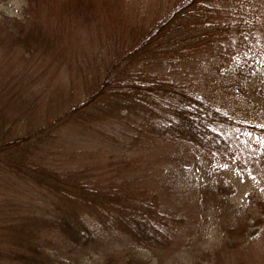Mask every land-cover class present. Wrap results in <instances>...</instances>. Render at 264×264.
<instances>
[{
	"label": "trees",
	"instance_id": "trees-1",
	"mask_svg": "<svg viewBox=\"0 0 264 264\" xmlns=\"http://www.w3.org/2000/svg\"><path fill=\"white\" fill-rule=\"evenodd\" d=\"M200 1L172 0L138 20L125 19L128 0H25L17 15L0 8V264H163L171 222L184 224L191 211L173 198L164 209L159 194L193 199L201 213L204 178L192 175L210 176L230 156L242 173L259 168L233 134L264 139V53L252 38L238 49L254 58L215 60L213 90L244 87L239 100L219 104L212 90L186 83L178 56L205 48L202 15L191 14ZM131 143L162 155L140 165L143 175L124 157ZM155 167L151 189L144 176ZM223 191L210 195L213 210L227 206ZM223 227L216 263L247 229ZM183 234L188 246L193 233Z\"/></svg>",
	"mask_w": 264,
	"mask_h": 264
},
{
	"label": "rangeland",
	"instance_id": "rangeland-1",
	"mask_svg": "<svg viewBox=\"0 0 264 264\" xmlns=\"http://www.w3.org/2000/svg\"><path fill=\"white\" fill-rule=\"evenodd\" d=\"M142 1L145 2V6L141 4ZM24 2L25 0H9L1 3L0 8L8 14L17 15ZM171 2L172 0H134L130 3H138L137 6L128 4V8H125L124 11V17L126 19L129 15H134L137 16L136 20L146 14L151 17L155 11H162V7L168 6ZM199 5L200 8L192 11L191 14L202 15L200 16L201 25L199 28L204 31L205 35L200 38V42L205 48L178 56V58L183 59L181 61L184 63V72L187 74L183 80L188 84L191 82L198 85L203 90H212L219 104L227 103L229 97L239 100L236 97L238 94L243 95L248 92L244 87L240 90H228L222 87L213 90V82L209 80V76L212 73L217 75L222 71L214 65L215 60H219V62L225 60L224 66L227 67L231 58L233 61L241 60V57L248 55V53L249 60L254 58L251 51L238 49V46L243 45L242 41L244 40H248L244 46L250 47L253 43L250 39H257L261 52L264 53V0H201ZM90 37L92 38L93 35ZM171 57L175 56L171 55ZM176 59L170 67L175 66ZM226 59L228 60L226 61ZM159 66L157 64L156 67ZM163 67L167 68V65L164 64ZM251 69L249 70V75H251L249 82L253 78ZM256 78L252 80L249 86L258 83ZM240 101L244 105L252 107L251 104L244 102V98H241ZM233 135L234 138H237L236 144H241L247 148L246 156L260 162L259 168L252 172L242 173L236 167L233 157L230 156L227 158L230 165L225 161L223 166H219L220 169L210 176L204 175L203 169L193 173L191 178L198 182L201 177L204 178V181L199 184V189L204 191L207 196L204 197L206 203L201 206V213H196L197 208L193 199L181 196L175 199L173 194H159L157 198L164 209L170 208L167 201L173 198L175 200L171 201L173 207H184L186 208L185 211H191V215L185 218L184 224L180 223L181 218L179 217L175 226L171 222L169 230L172 232L173 246L167 253L162 254L164 255L163 264H193L199 261L200 257H203V262L199 264H264V139L260 140L255 136L237 131H234ZM244 136L248 137L250 144L244 142ZM254 144L258 145L254 146ZM253 147L255 148L252 151ZM125 150H129L124 156L128 167L139 175H143L140 166L143 162H151L162 156L145 153L141 147L135 146L134 143H131L129 147L122 148L123 152ZM130 151L132 152L128 153ZM120 153L121 150H118L114 154L119 157ZM217 158L224 157L218 156ZM146 166L151 168L149 164ZM203 168L212 171L214 167L204 165ZM153 174L158 178L160 170L155 167L151 173L144 176L151 189H154L156 185ZM219 187H223L225 190L221 196L227 201V206H217V211L213 210L215 204L210 195ZM159 191H162V188L157 190V192ZM199 195L204 196V193H199ZM148 196H150L149 200L153 199L151 195ZM213 197L219 199L217 196ZM229 224L243 228V232L247 228V224L249 226L245 231L243 241L233 245L232 248L231 246L226 247V251L221 253L218 263H216L213 253L225 249L223 226L226 227ZM252 229H256L255 234H251ZM186 231L193 233L188 246L185 243L187 239H183V233ZM152 264H155V261H152Z\"/></svg>",
	"mask_w": 264,
	"mask_h": 264
}]
</instances>
